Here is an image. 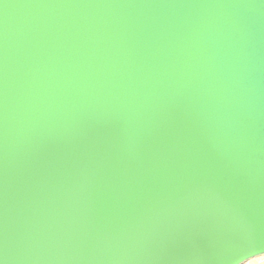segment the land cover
Listing matches in <instances>:
<instances>
[{
  "label": "water",
  "instance_id": "obj_1",
  "mask_svg": "<svg viewBox=\"0 0 264 264\" xmlns=\"http://www.w3.org/2000/svg\"><path fill=\"white\" fill-rule=\"evenodd\" d=\"M264 254V0H0V264Z\"/></svg>",
  "mask_w": 264,
  "mask_h": 264
},
{
  "label": "rangeland",
  "instance_id": "obj_2",
  "mask_svg": "<svg viewBox=\"0 0 264 264\" xmlns=\"http://www.w3.org/2000/svg\"><path fill=\"white\" fill-rule=\"evenodd\" d=\"M263 260H264V254H261L259 256H256V257H253V258L247 260L243 264H263L264 263ZM261 261H263V262H261Z\"/></svg>",
  "mask_w": 264,
  "mask_h": 264
},
{
  "label": "bare ground",
  "instance_id": "obj_3",
  "mask_svg": "<svg viewBox=\"0 0 264 264\" xmlns=\"http://www.w3.org/2000/svg\"><path fill=\"white\" fill-rule=\"evenodd\" d=\"M260 260V259H259ZM264 261V260H263ZM263 261H261V262H263ZM264 264V263H263Z\"/></svg>",
  "mask_w": 264,
  "mask_h": 264
}]
</instances>
